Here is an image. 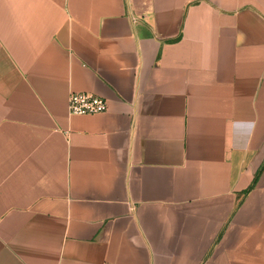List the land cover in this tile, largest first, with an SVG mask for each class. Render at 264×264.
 I'll return each mask as SVG.
<instances>
[{
	"label": "crops",
	"instance_id": "obj_1",
	"mask_svg": "<svg viewBox=\"0 0 264 264\" xmlns=\"http://www.w3.org/2000/svg\"><path fill=\"white\" fill-rule=\"evenodd\" d=\"M0 264H264V0H0Z\"/></svg>",
	"mask_w": 264,
	"mask_h": 264
},
{
	"label": "built area",
	"instance_id": "obj_2",
	"mask_svg": "<svg viewBox=\"0 0 264 264\" xmlns=\"http://www.w3.org/2000/svg\"><path fill=\"white\" fill-rule=\"evenodd\" d=\"M67 109L72 115L102 113L107 110V102L90 92H71L67 98Z\"/></svg>",
	"mask_w": 264,
	"mask_h": 264
}]
</instances>
